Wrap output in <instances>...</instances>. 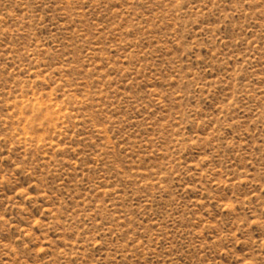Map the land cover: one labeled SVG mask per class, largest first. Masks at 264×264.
I'll list each match as a JSON object with an SVG mask.
<instances>
[{"label":"rangeland","instance_id":"374dc122","mask_svg":"<svg viewBox=\"0 0 264 264\" xmlns=\"http://www.w3.org/2000/svg\"><path fill=\"white\" fill-rule=\"evenodd\" d=\"M0 264H264V0H0Z\"/></svg>","mask_w":264,"mask_h":264}]
</instances>
